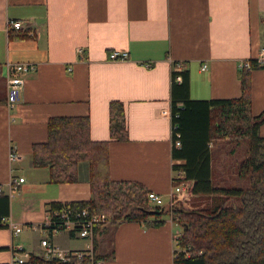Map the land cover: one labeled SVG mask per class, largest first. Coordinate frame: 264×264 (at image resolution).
Returning <instances> with one entry per match:
<instances>
[{"label":"crops","instance_id":"0c3cea01","mask_svg":"<svg viewBox=\"0 0 264 264\" xmlns=\"http://www.w3.org/2000/svg\"><path fill=\"white\" fill-rule=\"evenodd\" d=\"M9 19L22 27H10ZM263 46L264 0H0V192L9 196L7 216L37 232L31 227L43 221L50 201L89 198L85 168L75 182H49L48 168L31 164V145L46 139L52 115H88L91 138H108L111 99L123 103L128 131V139L109 143L111 178L138 180L168 202L172 164L180 161L170 154L172 63L188 69L192 98L236 97L240 64L256 59ZM113 49L126 50L127 58L109 60ZM7 61L36 64L23 75L11 107ZM250 77L251 108L258 114L264 109V67L253 68ZM12 146L20 155L13 160ZM16 196L28 201L18 215L10 207ZM106 225L94 246L97 253H111L101 258L104 264H172L180 226L169 214L158 227L138 221ZM22 231L0 226V262L17 245L41 253L39 242H26ZM59 232L51 235L56 244L85 247L86 238L66 233L81 242L70 245Z\"/></svg>","mask_w":264,"mask_h":264},{"label":"trees","instance_id":"16d2710c","mask_svg":"<svg viewBox=\"0 0 264 264\" xmlns=\"http://www.w3.org/2000/svg\"><path fill=\"white\" fill-rule=\"evenodd\" d=\"M26 35V33H25ZM24 36V35H22ZM250 66H242L237 76L240 94L228 98H192L189 71L172 63L170 85L171 157L179 172L173 183L189 180L195 196L207 197L204 205L186 209L179 204L169 210L148 199L150 191L138 180L112 179L110 176L109 143L128 139L123 103H108V138L92 139L88 115H52L47 118L44 141L31 145V164L47 167L52 183L75 182L85 168L90 196L87 199L50 201L47 211L71 206L87 207L90 212L105 213L112 226L122 221H138L146 227H158L169 212L181 228L175 241L172 264H264V109L254 114L251 108V70L264 67L255 58ZM180 81L175 80L176 75ZM0 88V101L4 100ZM248 140V156L239 166L249 177V186H217L211 180L210 146L220 139ZM179 140V145L175 141ZM238 198L239 203L228 201ZM9 196L0 192V226L8 214ZM106 225V226H107ZM104 226V225H103ZM93 236V258L71 257L56 264H91L111 253H97ZM108 227H103L105 229ZM34 259H38L34 257ZM6 264V263H0Z\"/></svg>","mask_w":264,"mask_h":264},{"label":"built area","instance_id":"2783aa9c","mask_svg":"<svg viewBox=\"0 0 264 264\" xmlns=\"http://www.w3.org/2000/svg\"><path fill=\"white\" fill-rule=\"evenodd\" d=\"M7 24L14 28L19 29L22 27V22L18 19H9ZM128 53L126 50H110L107 54L109 60H123L126 59ZM256 60L260 63H264V46L260 49ZM249 67V60H244L240 67ZM36 64L31 61H18V62H6L5 63V81H6V99L8 106H12L15 96L22 90L25 73L35 70ZM176 81L181 80V76L178 74L175 76ZM172 128V127H171ZM175 145H179V140L175 141ZM9 159H17L20 157L18 151L12 146L10 148ZM179 172L174 173L171 180V189L169 191L168 202H164L163 196L155 191H149L147 196L150 202L154 204L163 205L169 210L173 205H186L184 202L187 201L192 193L189 190L190 181L184 180L179 183H173L175 176H178ZM18 181H22L23 177L19 176ZM15 178L12 179V183ZM185 183V184H183ZM13 187V185L11 186ZM1 190V188H0ZM170 220H173V216L169 212ZM2 222L16 234L22 231L23 227L16 223L9 216H3ZM110 222L108 216L103 212H90L87 207L81 209H75L71 206L63 207L61 209H56L53 213L46 211L43 221L38 227H33L34 229H39L41 232H45L39 238V244L42 248L41 253L33 254L32 252L24 249L21 245L14 247V251L10 256L6 264H56L58 261H68L71 257L81 258L83 256H89L93 258L94 248H93V236L96 226H103ZM64 230L69 236H78L81 238H86L87 242L83 249H72L62 247L56 244L52 239L51 235L55 232ZM181 234V229H176L174 231V240L178 238ZM176 241V240H175ZM37 257L38 259H34ZM91 264H104L101 258H97L92 261Z\"/></svg>","mask_w":264,"mask_h":264},{"label":"rangeland","instance_id":"374dc122","mask_svg":"<svg viewBox=\"0 0 264 264\" xmlns=\"http://www.w3.org/2000/svg\"><path fill=\"white\" fill-rule=\"evenodd\" d=\"M248 140L245 138L240 139H220L211 143L210 146V168H211V180L217 186H237L241 188H246L249 186V177L245 169H239V166L248 156ZM178 171L174 170V173ZM177 177V176H175ZM185 184V183H183ZM12 194H15L13 191ZM207 197L195 196L192 194L189 196L188 200L184 201L186 205H180L186 207V209H194L198 206H202L207 202ZM233 202L239 203L238 198H233L228 201V204ZM28 201H22V199L16 196L11 198V211L14 215H18L22 212L24 205ZM169 214V213H168ZM180 226V225H179ZM30 228V227H29ZM28 227L23 228L20 236L24 238L26 242L30 244H37L39 238L45 235V232H41L39 229L37 232H31ZM181 229V228H180ZM54 234V233H53ZM59 237L64 241H73L74 237L68 238L66 232L61 230L59 232ZM67 243V242H65ZM70 245H80V241L69 242ZM109 246V245H108Z\"/></svg>","mask_w":264,"mask_h":264}]
</instances>
